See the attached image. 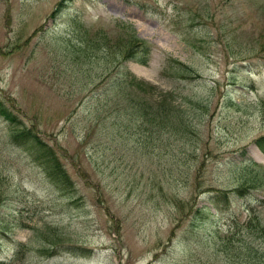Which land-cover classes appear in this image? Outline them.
I'll list each match as a JSON object with an SVG mask.
<instances>
[{
	"label": "rangeland",
	"instance_id": "1",
	"mask_svg": "<svg viewBox=\"0 0 264 264\" xmlns=\"http://www.w3.org/2000/svg\"><path fill=\"white\" fill-rule=\"evenodd\" d=\"M134 34L154 47L147 65L124 61ZM121 64L173 92L183 123L126 127L108 87ZM0 99L71 186L58 191L0 118V262L15 241L32 248L16 264H264V183L233 192L264 173V0H0ZM219 191L231 198L216 210Z\"/></svg>",
	"mask_w": 264,
	"mask_h": 264
},
{
	"label": "trees",
	"instance_id": "2",
	"mask_svg": "<svg viewBox=\"0 0 264 264\" xmlns=\"http://www.w3.org/2000/svg\"><path fill=\"white\" fill-rule=\"evenodd\" d=\"M57 11V10H56ZM105 34L97 33L96 38V52H104L108 46H105ZM85 34H82L80 38V43H83ZM89 42L84 48L81 45V52L73 50V54L81 55L82 53L86 54L90 52L92 46V39H86ZM82 41V42H81ZM129 49L124 53L125 60L136 61L137 63L147 65L152 50L154 49L153 45L149 42L140 39L139 37L131 36L128 40ZM69 47V46H68ZM70 48V47H69ZM70 51L71 48H70ZM106 52V51H105ZM93 57V56H90ZM111 62L113 60H110ZM176 66L172 67L176 75H189L191 68L185 66L184 64L172 60ZM116 69H119L118 71ZM109 80L108 87L113 92L112 100L115 105H117V112L123 109V117L126 118L127 122L126 127L129 123L137 124V130H141V127H146L148 130H155L159 133H162L163 130L169 129L167 120L176 113L175 120L177 125L183 123V118L185 113L182 114L180 111H183L177 107L176 98L173 96V92H170V96L159 93L157 88L148 83L145 80L139 79L126 70L123 64L119 65L117 68L111 69L108 72ZM122 111V110H121ZM184 112V111H183ZM0 118L8 125L9 135L13 143L20 147L25 153H27L32 160L44 171L49 181L57 187L58 191L65 192L70 190V179L68 174L64 170L59 159H57L56 153L48 150V147L42 142L39 138L37 132H34L32 128H27L23 126L20 121H17V118L13 115L10 109H8L3 101L0 99ZM180 130V129H179ZM188 130V129H186ZM181 131V130H180ZM182 132V131H181ZM184 134L182 133V136ZM257 147L264 153V137H261L256 141ZM256 164L249 162V168L256 170ZM250 173L249 176L243 178V181L234 189L233 192L240 195L242 190L247 188H256L262 186L264 183V173L263 174H254ZM231 196L229 193L224 191L215 192L211 194L209 199L210 204L216 209L220 210V205H227L230 201ZM224 209V208H222ZM237 226V225H236ZM1 231L0 233H2ZM208 232V231H207ZM205 233V235L207 234ZM217 232V231H215ZM4 235L6 232H3ZM212 234V233H211ZM232 236L231 233L227 236L220 237L219 239L225 240L228 242L229 238ZM13 252L11 254V260L6 263V261H1L0 264H16L17 260L22 259V255H25L32 251L28 245L12 241ZM52 246L49 249H36V251L44 252L47 255L54 253V248Z\"/></svg>",
	"mask_w": 264,
	"mask_h": 264
},
{
	"label": "bare ground",
	"instance_id": "3",
	"mask_svg": "<svg viewBox=\"0 0 264 264\" xmlns=\"http://www.w3.org/2000/svg\"><path fill=\"white\" fill-rule=\"evenodd\" d=\"M142 30V29H141ZM142 33H143V35L144 34H147L148 36L149 35H152V33H147L146 32V29L145 28H143V30H142ZM146 36V35H145ZM158 45H160L161 47H163V48H165L166 50H170L171 51V46H170V42H169V40H168V38L167 37H163L162 38V40L161 41H155ZM256 150V149H255ZM257 152V151H256ZM262 158V161L264 160V158L263 157H261ZM257 159H260L259 158V155L257 154Z\"/></svg>",
	"mask_w": 264,
	"mask_h": 264
}]
</instances>
